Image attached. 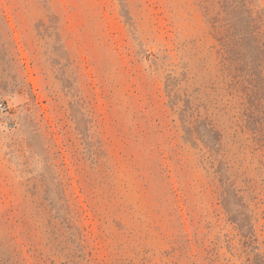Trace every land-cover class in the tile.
Returning a JSON list of instances; mask_svg holds the SVG:
<instances>
[{
    "label": "rangeland",
    "instance_id": "1",
    "mask_svg": "<svg viewBox=\"0 0 264 264\" xmlns=\"http://www.w3.org/2000/svg\"><path fill=\"white\" fill-rule=\"evenodd\" d=\"M262 78L264 0H0V264H264Z\"/></svg>",
    "mask_w": 264,
    "mask_h": 264
},
{
    "label": "trees",
    "instance_id": "2",
    "mask_svg": "<svg viewBox=\"0 0 264 264\" xmlns=\"http://www.w3.org/2000/svg\"><path fill=\"white\" fill-rule=\"evenodd\" d=\"M244 1H245V0H244ZM245 13H246V12H245ZM245 13L243 12V14H242V18H248V17L245 16ZM244 23H245L246 27H245V25L243 24V29H242V31H241V30H238V34H239V36H241L240 41H243L244 38H245V36H246L247 33H248V30L252 29L251 22L248 23L247 21H245ZM241 32H244V33H241ZM261 81H264V78H262ZM208 134H209L208 137H207L208 140L205 141V142H206L205 144H206V145L209 144V145L212 146V147L216 146L217 141H218V138H216V137H217L216 134L213 133V130H209V131H208ZM209 138L211 139V142L209 141ZM230 218H231V217H230ZM230 221H231L232 223H236L238 229H239L240 231L243 232V228H244V227H243L242 225H240L239 221H235V220H233L232 218L230 219ZM242 223H243V221H242Z\"/></svg>",
    "mask_w": 264,
    "mask_h": 264
},
{
    "label": "built area",
    "instance_id": "3",
    "mask_svg": "<svg viewBox=\"0 0 264 264\" xmlns=\"http://www.w3.org/2000/svg\"><path fill=\"white\" fill-rule=\"evenodd\" d=\"M6 110H7V107L3 104H0V114L6 112Z\"/></svg>",
    "mask_w": 264,
    "mask_h": 264
}]
</instances>
